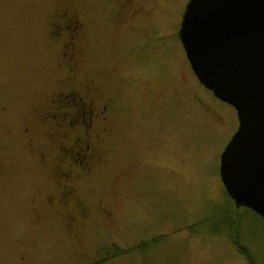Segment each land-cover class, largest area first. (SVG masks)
I'll use <instances>...</instances> for the list:
<instances>
[{
    "label": "rangeland",
    "instance_id": "1",
    "mask_svg": "<svg viewBox=\"0 0 264 264\" xmlns=\"http://www.w3.org/2000/svg\"><path fill=\"white\" fill-rule=\"evenodd\" d=\"M67 1L85 37L75 78L114 102L99 136L106 161L75 179L88 213L75 228L36 215L52 161L37 164L47 137L29 148L23 127L48 92L28 97L61 71L48 36L56 2L0 0V264H248L222 232L228 205L231 218L244 215L229 231L264 264V219L236 208L219 176L235 109L197 81L177 35L187 0Z\"/></svg>",
    "mask_w": 264,
    "mask_h": 264
},
{
    "label": "water",
    "instance_id": "2",
    "mask_svg": "<svg viewBox=\"0 0 264 264\" xmlns=\"http://www.w3.org/2000/svg\"><path fill=\"white\" fill-rule=\"evenodd\" d=\"M177 35L197 81L235 109L223 187L264 219V0H187Z\"/></svg>",
    "mask_w": 264,
    "mask_h": 264
},
{
    "label": "flooded vegetation",
    "instance_id": "3",
    "mask_svg": "<svg viewBox=\"0 0 264 264\" xmlns=\"http://www.w3.org/2000/svg\"><path fill=\"white\" fill-rule=\"evenodd\" d=\"M55 2L48 36L59 46L55 68L61 67V71L58 75L50 76L46 87H39L28 97L31 101L32 96L48 92L44 98L31 102L23 132L28 137L26 146L29 148L35 135H45L48 141L46 149L40 150L39 146L33 148L38 154L37 164L42 166L52 161L49 173L54 186L44 191L41 197L34 196L33 202L36 200L39 203L32 209L38 216L55 212L61 216L65 226L73 229L78 225V218H86L88 214L77 192L75 179L88 175L95 164L106 161L104 150H100L99 136L107 129L103 121L107 117L108 107L114 102L110 98L100 99L99 87L93 82L86 80L82 83L75 78L77 60L85 43L83 23L77 14L78 8L67 0ZM225 220L229 231V222ZM83 222L80 221V226ZM87 261L84 264L90 263Z\"/></svg>",
    "mask_w": 264,
    "mask_h": 264
},
{
    "label": "trees",
    "instance_id": "4",
    "mask_svg": "<svg viewBox=\"0 0 264 264\" xmlns=\"http://www.w3.org/2000/svg\"><path fill=\"white\" fill-rule=\"evenodd\" d=\"M56 12V10H55ZM1 169V168H0ZM231 200V199H230ZM233 204V202H231ZM231 206V205H230ZM233 207V206H232ZM229 208V205L226 206L225 208V214L224 215H221L220 218H219V222H223V225H224V230L225 231H222L223 233H226V235L229 237L230 239V242H231V247L232 249H234L236 252H239L241 255H243L242 257L248 262V264H255L250 255H249V250L248 248L243 245L240 241V234H242V231H227L226 229V224L224 222H226L225 218L228 220V224H229V230L231 229L232 225L236 226L238 229L241 228V226L244 224L243 222H240L241 219L243 218V214H239V211L238 212H233V213H236V216L235 218H231L228 214H227V211ZM245 211H252L250 209L248 210H245ZM244 211V212H245ZM253 212V211H252ZM254 213V212H253ZM211 222L212 219H211ZM227 223V222H226ZM240 228H239V227ZM221 226H219V230H220ZM233 228V227H232ZM159 237H156L155 239L152 240V242L156 241ZM152 242H146V243H152ZM145 243L144 242H141L139 243V245L135 246L134 249H142V246H144ZM122 252H124L122 249L114 246V254L115 256H118L119 254H121Z\"/></svg>",
    "mask_w": 264,
    "mask_h": 264
}]
</instances>
